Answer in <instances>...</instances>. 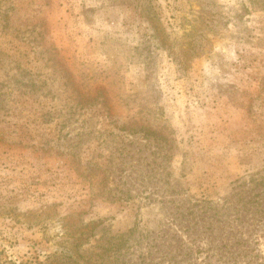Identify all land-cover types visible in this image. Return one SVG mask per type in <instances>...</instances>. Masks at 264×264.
<instances>
[{"label": "rangeland", "instance_id": "obj_1", "mask_svg": "<svg viewBox=\"0 0 264 264\" xmlns=\"http://www.w3.org/2000/svg\"><path fill=\"white\" fill-rule=\"evenodd\" d=\"M263 190L264 0H0V264H264Z\"/></svg>", "mask_w": 264, "mask_h": 264}, {"label": "trees", "instance_id": "obj_2", "mask_svg": "<svg viewBox=\"0 0 264 264\" xmlns=\"http://www.w3.org/2000/svg\"><path fill=\"white\" fill-rule=\"evenodd\" d=\"M261 193L263 194V193H264V190L261 191ZM260 213H263L262 210L260 211ZM261 217L264 219V216H261ZM108 241H109L108 243H110V240H108ZM114 248H116V244L112 243V244H111V249H110V250H112V249H114ZM63 258H64V257H63ZM38 264H42V263H38ZM47 264H52V262L47 263ZM56 264H75V262H70V261H66L65 259H62L61 262L57 261Z\"/></svg>", "mask_w": 264, "mask_h": 264}]
</instances>
